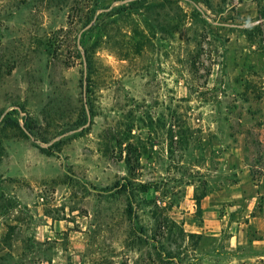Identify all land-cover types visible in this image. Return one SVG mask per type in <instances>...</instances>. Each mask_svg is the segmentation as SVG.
I'll return each instance as SVG.
<instances>
[{"label":"rangeland","instance_id":"1","mask_svg":"<svg viewBox=\"0 0 264 264\" xmlns=\"http://www.w3.org/2000/svg\"><path fill=\"white\" fill-rule=\"evenodd\" d=\"M247 175L264 0H0V264H254L191 233Z\"/></svg>","mask_w":264,"mask_h":264},{"label":"crops","instance_id":"2","mask_svg":"<svg viewBox=\"0 0 264 264\" xmlns=\"http://www.w3.org/2000/svg\"><path fill=\"white\" fill-rule=\"evenodd\" d=\"M259 184L247 175L239 177L224 192H209L200 197L198 207L202 212L203 224L191 233L201 231L216 237L225 232L228 234V249L246 246L264 249V191ZM247 187L252 189L250 193L246 191ZM46 228L41 231V238L37 234L35 238L43 241L50 239L49 233L55 235ZM250 260L254 264H264V254Z\"/></svg>","mask_w":264,"mask_h":264}]
</instances>
